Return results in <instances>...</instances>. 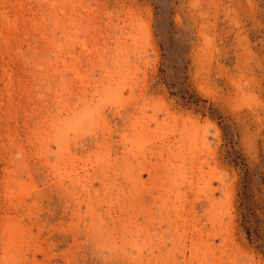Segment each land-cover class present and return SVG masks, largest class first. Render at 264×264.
<instances>
[{
    "label": "rangeland",
    "instance_id": "374dc122",
    "mask_svg": "<svg viewBox=\"0 0 264 264\" xmlns=\"http://www.w3.org/2000/svg\"><path fill=\"white\" fill-rule=\"evenodd\" d=\"M256 236L264 0H0V264H264Z\"/></svg>",
    "mask_w": 264,
    "mask_h": 264
},
{
    "label": "trees",
    "instance_id": "16d2710c",
    "mask_svg": "<svg viewBox=\"0 0 264 264\" xmlns=\"http://www.w3.org/2000/svg\"><path fill=\"white\" fill-rule=\"evenodd\" d=\"M247 233H248V235H250L249 232H247ZM249 237H251V235ZM252 239L256 243V247L259 250H261L264 254V237L260 238V237L256 236V237H253Z\"/></svg>",
    "mask_w": 264,
    "mask_h": 264
}]
</instances>
